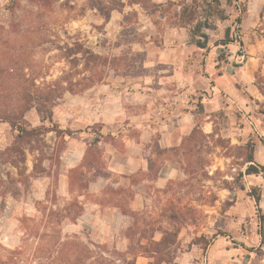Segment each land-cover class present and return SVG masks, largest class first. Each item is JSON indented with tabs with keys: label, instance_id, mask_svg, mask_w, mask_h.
I'll list each match as a JSON object with an SVG mask.
<instances>
[{
	"label": "rangeland",
	"instance_id": "1",
	"mask_svg": "<svg viewBox=\"0 0 264 264\" xmlns=\"http://www.w3.org/2000/svg\"><path fill=\"white\" fill-rule=\"evenodd\" d=\"M12 1L0 0V108L8 112L21 104L23 87L82 71L83 61L72 66L59 48L83 44L111 60L129 51L118 44L136 29L144 43L132 49L146 61L134 78L108 70L86 93L66 94L54 120L75 136L48 134L43 152L26 151L19 168L5 153L14 134L0 121V247L33 252L46 235H78L116 264H161L156 244L172 233L164 261L264 264V171L248 176L245 165L253 144L264 166V0H221L229 20L206 31L207 53L192 50L189 37L167 34L172 28L152 14L157 0H141L145 8L123 1L124 12L108 21L91 0H19L11 13ZM227 28L237 41L219 65L224 50L216 44ZM26 118L41 126L36 109ZM90 249L88 262L44 249L34 264H100L101 250Z\"/></svg>",
	"mask_w": 264,
	"mask_h": 264
},
{
	"label": "trees",
	"instance_id": "2",
	"mask_svg": "<svg viewBox=\"0 0 264 264\" xmlns=\"http://www.w3.org/2000/svg\"><path fill=\"white\" fill-rule=\"evenodd\" d=\"M48 1L57 2L58 0H38L40 3ZM123 1L126 0H101L100 2L91 0V2L98 5L92 7L91 10H97L100 16H103L108 21L112 12H124L125 3ZM128 1V4L131 6L140 5L145 8L141 0ZM18 3L19 0H13L7 8L8 11L14 13ZM153 8L156 9V11L152 13L153 15L161 14L162 18L167 22V25L172 29H185L190 43L206 52L210 49V36L206 31H215L217 28V21L226 22L229 20V15L223 8L221 0H192L190 2L186 0H180L179 2L169 1L166 4L153 5ZM173 8L176 9L173 11ZM237 10L242 15L247 13V7L245 5L241 8L238 6ZM132 15L136 16V13ZM154 23L157 25L158 21L154 19ZM242 23L243 17L240 15L235 20V24L238 26L237 31L240 30ZM123 24L124 28L130 24L127 16H125ZM132 36L134 39L132 41H127V38ZM122 37H124L125 41L122 44H118V47L125 45L129 51L122 54L121 57H115L111 60L108 57L93 53L83 44H75L73 48L68 46L59 48L62 59L68 60L71 65L83 61L82 71L64 73V77L59 82L48 84L43 87H35L33 90L28 87H23L20 90L21 104L17 106L14 111L8 112L0 108L1 123L8 124L14 134L13 144L5 150V153L11 157L8 162L13 167L19 168L20 165L25 164L26 151L30 153H35L37 151L43 152V147H45L44 137L48 134L55 133L56 136L62 138V140H65L66 137L72 138L75 136V131H65L61 129L54 120V109L58 106L59 102L63 100L66 94L82 95L86 93L105 80L108 70L113 71L118 76L126 78H134L145 71L144 64L146 61V54L144 52H133L132 49L133 45L144 43L141 38L142 36L139 35L136 29H128L123 32ZM236 41L231 28H227L225 31V39L216 44V47L221 46L223 47L222 50H224L218 59L220 64L228 62V55L226 54L227 48L235 44ZM239 43L240 46H242V42ZM78 56L81 58L79 59ZM130 56L136 61L139 59V67H135L133 62L128 61V57ZM77 77H80V79L75 80ZM200 108L203 113L202 105H200ZM33 109H36L40 119L41 126L39 127H32L26 118L27 114ZM79 133H82V131H79ZM98 136H100V133ZM248 148L249 154L245 161V165H248L246 175H259L264 171V166L259 165L255 161V145L249 144ZM62 150L61 148L60 152ZM253 191L254 193L252 196L256 198V203L259 204L260 196L256 193V189ZM57 235H46L47 244L44 243V246L42 245L40 249L34 250L33 252H28L23 248L8 250L0 247V264H34L35 259H40L39 253L44 249L47 251V254L50 256L52 255V258H55L56 255L58 259L68 260L73 258L75 263H78V261L88 262L94 259L92 257L94 252L90 248L102 249L90 241H84L78 235H66L65 237ZM174 235L176 234H167L160 243L156 244L157 251L155 254L162 256L159 260L161 264H173L172 261H164V259L161 258L164 257L163 255H167L168 246L173 245L172 238ZM98 256L101 259L100 264L117 263L114 257L111 259L107 258L111 256L109 251L101 250ZM125 263L134 264L133 261L126 260Z\"/></svg>",
	"mask_w": 264,
	"mask_h": 264
},
{
	"label": "crops",
	"instance_id": "3",
	"mask_svg": "<svg viewBox=\"0 0 264 264\" xmlns=\"http://www.w3.org/2000/svg\"><path fill=\"white\" fill-rule=\"evenodd\" d=\"M169 1H172V2H176V1H178V0H157V3L158 4H166V3H168ZM187 2H190V1H192V0H186ZM156 2V1H155ZM167 34L168 35H170V36H174V37H178V38H185V40H187L188 39V35H187V32H186V30L185 29H168L167 30ZM183 35V36H182ZM168 41H170L169 39L168 40H166V43L168 42ZM233 45V44H232ZM167 46V45H166ZM229 47V46H228ZM189 48H192L191 46H189ZM165 50H167V49H165ZM192 50H195V51H197V52H205V53H207L206 51H203V50H200V49H198L197 47H193V49ZM177 51V50H176ZM205 56V55H204ZM228 58H229V55H228ZM218 64L220 65V63L218 62ZM204 132H205V134L206 135H208V134H210V131L209 130H204ZM167 180L168 179H166V182H167ZM163 181V180H162ZM160 183H162V182H160Z\"/></svg>",
	"mask_w": 264,
	"mask_h": 264
}]
</instances>
